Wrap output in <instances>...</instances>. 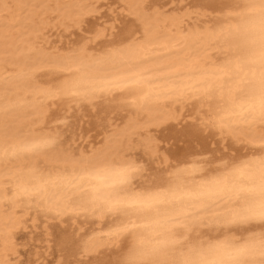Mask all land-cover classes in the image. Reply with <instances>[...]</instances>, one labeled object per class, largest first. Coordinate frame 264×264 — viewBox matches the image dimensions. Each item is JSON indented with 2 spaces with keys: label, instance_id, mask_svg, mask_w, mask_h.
<instances>
[{
  "label": "snow or ice",
  "instance_id": "1",
  "mask_svg": "<svg viewBox=\"0 0 264 264\" xmlns=\"http://www.w3.org/2000/svg\"><path fill=\"white\" fill-rule=\"evenodd\" d=\"M211 7L196 55L177 54L148 0H0V264H17L30 211L111 225L105 241L73 229L55 264H264V0ZM52 28L92 36L52 49ZM54 104L149 119L105 127L99 148L77 152ZM189 104L193 125L167 127L172 105Z\"/></svg>",
  "mask_w": 264,
  "mask_h": 264
},
{
  "label": "bare ground",
  "instance_id": "2",
  "mask_svg": "<svg viewBox=\"0 0 264 264\" xmlns=\"http://www.w3.org/2000/svg\"><path fill=\"white\" fill-rule=\"evenodd\" d=\"M105 1L106 0H96V2L101 4H103ZM8 2L16 3L17 0H8ZM46 2L57 3L56 0H46ZM81 2H88V0H81ZM119 2L123 3L125 2V0H119ZM148 2L152 3L157 9H159L163 21L162 26L165 28V30L170 34H172L176 40L180 41V43L176 44V48L178 50L177 54L195 53L196 55H200L201 45L203 41L200 39L199 34L209 27V25L212 23V19L217 15V12H214L211 6L219 3L220 0H188V1L148 0ZM57 29L63 30V32H68L71 28H57ZM75 29L76 31L80 30L79 28H75ZM90 36H92L91 32H89V37ZM86 38L85 37L83 39L79 38L81 40L77 39L78 41H73V43H66V45H63L62 43L64 40L53 41L51 39H47L46 37L45 43L46 46H50L52 49L58 48L61 50H65L69 47L72 48L78 47L80 44L84 42ZM94 43L97 46L102 47L104 41L103 39H101L100 41H94ZM207 54L212 58H216L221 55V53L217 51L215 47L208 48ZM2 75L3 73L2 71H0V76ZM0 87H2V83H0ZM172 111L175 119L170 121L169 124L167 125V127H171V128H178L180 125L185 123L187 124L185 126L190 127L193 125L197 115L196 111L192 108L191 104L187 106L172 105ZM51 112L55 113L56 115V120L53 121V124L62 133V138L66 141V144L71 145L73 149V145L76 144L77 142V140H75V137H77L78 140L81 141V145L78 150H74V149L73 150L77 152H85V153L92 151L94 148H99L102 143L101 140L96 143L91 142L90 141L91 136L89 137L87 134L83 133L81 123L85 122L86 118H89V120H87L88 123L89 122L91 123L90 120L91 118H95V123H96L95 130L98 129L99 137H102L106 134L105 127H112L113 124L123 126L130 119H141V120L149 119V116L146 113L137 116L131 110L121 111L119 109L113 110L112 108H104V107L98 108L95 111H93L88 107H83L81 109H74L67 106L57 107L54 104L51 108ZM60 120H67V123L61 124L59 123ZM74 125H78V126L74 128ZM70 131L73 140L72 144L66 138V133ZM157 131L160 130L157 129ZM216 143H217L216 139H211V141L206 143L204 146L207 147L208 149H211L212 148L211 146ZM166 146L168 147L167 144ZM237 147H239V145H237ZM137 151H142V150L137 149ZM147 160H148L147 155L143 153L142 159L139 162L145 163ZM0 210H2V208H0ZM42 220H44L43 221L44 223L43 222L42 223L44 224V229L46 230L47 242L49 241L50 236H52L49 233L50 230L48 231L49 228L47 226L48 222L50 223V221L52 222L58 221L61 224L68 223L70 228L77 227L76 230H78V232L82 230L85 231V233H88L89 235H96L97 239L101 241L106 240V238L103 236V233L107 232L111 227V225L106 219L98 220L91 217L85 219L83 215H81L79 218H72L70 215L61 218H53L51 214H45L43 212L40 213H37L36 211L26 212L22 222L15 226V231L13 236L15 251L13 253L12 258L15 257L17 258L19 253L18 251L19 235L22 232L24 233V231L29 228V223H31L32 227L36 228L37 227L36 224ZM82 224L85 225V228L88 225L90 226V228L91 226L94 228H92V230L89 231V229H85L84 226H82ZM87 230L89 232H87ZM70 235L71 233L68 234V231L62 230L57 238L58 244L59 241L64 239L66 236H70ZM58 246L60 249V245Z\"/></svg>",
  "mask_w": 264,
  "mask_h": 264
},
{
  "label": "rangeland",
  "instance_id": "3",
  "mask_svg": "<svg viewBox=\"0 0 264 264\" xmlns=\"http://www.w3.org/2000/svg\"><path fill=\"white\" fill-rule=\"evenodd\" d=\"M56 1L57 2H63V0H56ZM186 1H188V0H186ZM111 3H120V2H119V0H106L103 4H111ZM67 34H69V35H67ZM46 37H47V39H51L53 41L54 40L55 41L64 40L65 44H64V41L62 44L66 45V43H73V41H78L77 39H79V38L83 39L84 37L85 38L89 37V32H83L81 30L76 31L75 28H71L68 32H63V30H58L57 28H54V29H51L47 32ZM81 39H79V40H81ZM62 44H60V45H62ZM87 120H89V118H86L85 122L81 123L83 133L87 134L89 137L91 136L90 141L93 143H96V142L101 140V137H99L98 129L95 130V128H96L95 118L90 119L91 123L90 122L88 123ZM182 125L185 126L187 124L185 123ZM77 126L78 125H74V128H76ZM185 127H187V126H185ZM93 133H94V135H93ZM66 138L71 144L73 143L71 131L66 133ZM75 140H77V142H76V144L73 145V149L78 150L80 145H81V141L78 140L77 137H75ZM166 144L164 145L165 147H167ZM219 146L220 145H218V147ZM182 147H183V144H181L179 142H173L171 145V150L177 151L178 149H180ZM137 153L139 155L143 156L142 151H137ZM43 221L44 220L39 221L37 223L38 225L36 224V226H37L36 228L32 227L31 223H29V228L27 229L28 231L25 230L24 233L22 232L19 235V238H20V239L18 238V251H19V253H18L17 258L16 257L13 258L17 262V264H55V262H58L62 258L61 250L59 249V246H58L59 244H58L57 238H58V236L62 230L68 231V234L69 233L72 234L73 229L76 230L77 227L70 228L68 223L61 224L58 221H53V222L50 221V223L48 222L47 226L49 228L48 231L50 230L49 233L52 236H50L49 241L47 242L46 241V238H47L46 237V230L44 229V224H43L44 222ZM82 226H84V228H85L84 224H82ZM92 228H94V227L91 226V228H90V226L88 225V226H86L85 229H89V231H90V230H92ZM76 231L78 232V230H76ZM89 231L87 230V232H89ZM83 232H85V231H83Z\"/></svg>",
  "mask_w": 264,
  "mask_h": 264
}]
</instances>
